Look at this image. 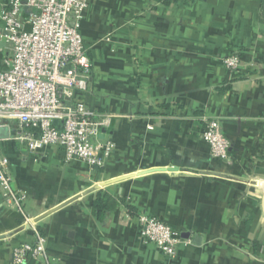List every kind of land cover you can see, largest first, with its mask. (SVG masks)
Instances as JSON below:
<instances>
[{"label":"crops","instance_id":"crops-1","mask_svg":"<svg viewBox=\"0 0 264 264\" xmlns=\"http://www.w3.org/2000/svg\"><path fill=\"white\" fill-rule=\"evenodd\" d=\"M262 1L89 0L81 34L92 68L77 100L110 118L99 139L115 149L94 169L58 147L33 155L2 143L25 199L17 211L0 196V264L37 234L54 264H264V191L253 184L264 181ZM231 55L237 70L224 64ZM10 57L5 44L0 71ZM204 119L220 121L227 160L211 157ZM100 191L117 202L105 222ZM143 216L191 235L175 258L145 242Z\"/></svg>","mask_w":264,"mask_h":264},{"label":"built area","instance_id":"built-area-1","mask_svg":"<svg viewBox=\"0 0 264 264\" xmlns=\"http://www.w3.org/2000/svg\"><path fill=\"white\" fill-rule=\"evenodd\" d=\"M88 5L89 0H11L0 7V41L11 51L9 69L0 71V146L5 142L23 145L33 155L58 147L66 162L105 167L115 146L99 138L110 118L98 119L77 100L89 88L92 68L81 34ZM224 64L237 70L240 58L231 55ZM202 139L210 146L213 159H228L230 142L219 120L204 119ZM253 184L264 191V181ZM0 196L3 205L21 211L25 197L15 188L10 160L1 152ZM140 223L145 242L154 244L167 258H175L178 247L186 242L159 219L143 216ZM29 260L54 264L47 258L43 235L37 234L34 243L13 251L14 264Z\"/></svg>","mask_w":264,"mask_h":264},{"label":"trees","instance_id":"trees-1","mask_svg":"<svg viewBox=\"0 0 264 264\" xmlns=\"http://www.w3.org/2000/svg\"><path fill=\"white\" fill-rule=\"evenodd\" d=\"M261 22L264 23V0L262 1V13H261ZM100 169V168H95ZM94 208L98 213V218L101 222H105L107 217L111 212L116 208L117 202L109 196L107 193L100 191L96 200L93 203Z\"/></svg>","mask_w":264,"mask_h":264},{"label":"water","instance_id":"water-1","mask_svg":"<svg viewBox=\"0 0 264 264\" xmlns=\"http://www.w3.org/2000/svg\"><path fill=\"white\" fill-rule=\"evenodd\" d=\"M28 29H29V28H28ZM4 45H5V44H4L3 42L0 41V48L4 47ZM102 132H105V130L103 129ZM121 179H124V178H120V179H117V180H113V181H111V182H108L106 185L114 184V183L120 181ZM104 186H105V185H104ZM77 199H78V198H74L73 200H70V201H68V202H66V203H64V204H62V205H60V206L57 207L56 209L51 210L50 212H48V214H46V215L48 216V215H50V214H52V213H54V212H56V211H58V210H60V209H62V208H64V207H66L67 205L73 203V202L76 201ZM190 237H191V235H190L189 233H184V234H182V238L185 239V240H189ZM194 240H195L194 243H197V242H199L200 238H199V237H196V238H194Z\"/></svg>","mask_w":264,"mask_h":264}]
</instances>
